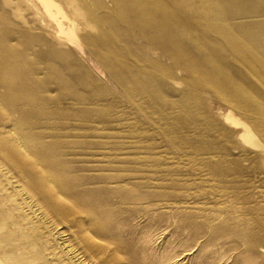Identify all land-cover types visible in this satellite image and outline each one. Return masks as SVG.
<instances>
[{"label": "rangeland", "instance_id": "rangeland-1", "mask_svg": "<svg viewBox=\"0 0 264 264\" xmlns=\"http://www.w3.org/2000/svg\"><path fill=\"white\" fill-rule=\"evenodd\" d=\"M53 1L0 0V264H264V0Z\"/></svg>", "mask_w": 264, "mask_h": 264}, {"label": "bare ground", "instance_id": "bare-ground-1", "mask_svg": "<svg viewBox=\"0 0 264 264\" xmlns=\"http://www.w3.org/2000/svg\"><path fill=\"white\" fill-rule=\"evenodd\" d=\"M43 1L47 7V10H48L50 16H52L57 21V23L59 25L58 36H60L63 39H67L73 43H76L77 34L75 32V26L74 25L70 26L68 30H65V28L62 25L61 20H59L57 17V14L60 12L59 10L61 9L59 7V5L53 0H43ZM53 9H55V11Z\"/></svg>", "mask_w": 264, "mask_h": 264}]
</instances>
